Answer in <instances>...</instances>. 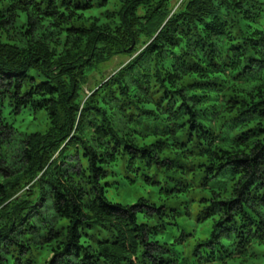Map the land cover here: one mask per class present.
I'll list each match as a JSON object with an SVG mask.
<instances>
[{
	"label": "trees",
	"instance_id": "trees-1",
	"mask_svg": "<svg viewBox=\"0 0 264 264\" xmlns=\"http://www.w3.org/2000/svg\"><path fill=\"white\" fill-rule=\"evenodd\" d=\"M0 1V264H264V0ZM124 157L219 189L198 233L108 200Z\"/></svg>",
	"mask_w": 264,
	"mask_h": 264
},
{
	"label": "rangeland",
	"instance_id": "rangeland-1",
	"mask_svg": "<svg viewBox=\"0 0 264 264\" xmlns=\"http://www.w3.org/2000/svg\"><path fill=\"white\" fill-rule=\"evenodd\" d=\"M180 1L173 0L172 3L176 5ZM118 7L116 0H108L105 6L98 7L97 12L117 10ZM5 9L4 2L0 1V13ZM24 20H26V15H21L17 23H23ZM112 70V68L107 67L102 75L108 77L112 74ZM100 79V75L94 76V80L92 79L84 87L85 94L89 95L90 88H93ZM30 118L32 116L26 117L23 121L15 120V126L18 127L20 133H24L28 129L31 131H43L45 129L43 117L38 116V120H35L34 124H37V127L34 125L29 127ZM13 119L8 117L9 121ZM19 125L22 126L19 127ZM113 171L115 172L113 183L106 191V196L110 202L127 205L142 202L141 206L144 203L152 204L157 209L164 210L165 215L159 217V213L150 214L146 208H142L137 213L139 223L165 225L168 222L179 221L191 229L194 228V234L198 233L199 230L195 219L196 212L210 207L213 200L212 192L219 191L218 188L215 190L211 182L208 184L209 188L204 189L201 186L203 184L201 181L191 183L184 189L185 184H182L183 180L177 177V172L171 163H151L148 165L145 161L136 160L134 166L130 167L128 158L124 157L114 164ZM171 209L176 210L178 213L172 214ZM47 217L51 218V215L49 214Z\"/></svg>",
	"mask_w": 264,
	"mask_h": 264
}]
</instances>
